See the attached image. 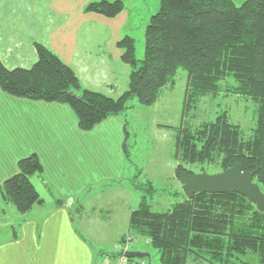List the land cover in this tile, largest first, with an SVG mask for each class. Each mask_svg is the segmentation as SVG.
Wrapping results in <instances>:
<instances>
[{
  "label": "trees",
  "instance_id": "trees-1",
  "mask_svg": "<svg viewBox=\"0 0 264 264\" xmlns=\"http://www.w3.org/2000/svg\"><path fill=\"white\" fill-rule=\"evenodd\" d=\"M123 10L121 0H102L87 4L84 13L114 19ZM115 46L130 68L128 87L115 99L83 89L74 72L39 44L28 69L9 70L0 61V89L15 98L66 104L79 129L88 131L119 117L134 100L154 105L175 85L178 72H185L181 121L174 128L177 178L181 172L200 174L211 167L219 173L239 164L264 193V0H159V11L145 29L144 59H135L128 36ZM221 92L253 104L254 124L247 133L230 122L226 111L198 124H192L194 116L187 119L201 100ZM41 172L35 156L20 160L18 173L0 185L1 200L21 216L42 206L32 182ZM141 190L123 249L143 238L159 264H264V213L246 198L198 193L187 199L181 193L180 201L157 212L152 210L156 191L151 186L150 192Z\"/></svg>",
  "mask_w": 264,
  "mask_h": 264
},
{
  "label": "crops",
  "instance_id": "crops-1",
  "mask_svg": "<svg viewBox=\"0 0 264 264\" xmlns=\"http://www.w3.org/2000/svg\"><path fill=\"white\" fill-rule=\"evenodd\" d=\"M93 1L0 0L1 63L28 69L39 44L74 72L83 89L119 97L128 87L129 68L99 67L80 55L78 31L90 23L83 47L93 37V47L110 48L106 58L121 61L115 46L121 36L109 32L118 20L84 13ZM99 24L106 32L95 29ZM114 69L123 75L116 77ZM126 136L120 117L83 131L68 105L15 98L0 89V185L18 173L20 160L35 156L42 172L32 182L44 201L20 216L0 198V264H130L121 262V245L143 192Z\"/></svg>",
  "mask_w": 264,
  "mask_h": 264
},
{
  "label": "rangeland",
  "instance_id": "rangeland-1",
  "mask_svg": "<svg viewBox=\"0 0 264 264\" xmlns=\"http://www.w3.org/2000/svg\"><path fill=\"white\" fill-rule=\"evenodd\" d=\"M94 1L98 2L102 0ZM108 1L112 2L114 0ZM121 1L124 10L120 15L115 17L118 22L116 21V25L109 28V32L112 31L117 37L120 35L121 38L126 36L132 38L134 40L135 59L137 61H142L145 52V29L151 16L159 11V0ZM91 27L90 23H86L82 25L81 29L78 31V37H80L79 43L82 44V47H80L81 50H79L80 55L89 57L91 60L89 64H98L99 67L110 66L129 68L128 65L119 60L117 61V57L116 59L114 57L113 59L106 58L108 53L110 54L112 52L110 48L93 47V37L89 42L90 46L86 48L83 47V45H85V40L83 39L84 33L90 31ZM94 27L95 29L98 28L97 31L100 33L102 31L106 32L107 29H103L101 24H99V26L95 25ZM102 37L106 38V36ZM107 37L111 38L112 36L108 35ZM98 41L100 40L98 39ZM64 58L67 60L66 57ZM115 72L116 74L113 75H116V77H121L123 75L122 72H117L116 70ZM178 73L177 78H175V85L172 88L167 87L154 105L144 107L134 100L131 103L130 109L119 116L129 134L128 137L126 136V145L129 147L131 166L138 169L135 175H138L137 178L141 183V188L143 190L147 189V193L151 191V186L152 189L156 191L155 193L158 194L152 201V210L157 212L167 210L168 207H165L167 201H171L172 199L178 202L182 198L179 180L175 174L177 162L174 161L172 157L175 136L174 128L178 127L181 121L185 90L184 80L186 73L182 71ZM118 88H123V84L120 83ZM224 94V92H221L214 99L205 98L201 100L196 109L192 110L187 115V119L189 120V116H194L195 120H192V124H198L200 120H211L219 112L226 111L228 112L230 122L239 126L241 130L247 133L254 124L255 111L253 104L242 98ZM184 119H186V116ZM191 169L192 172L199 173V168L191 167ZM205 173L217 174L218 171L214 168L206 167ZM165 192H172V195H163ZM7 210L8 213L11 212L9 206ZM7 217L10 218L11 216ZM138 239V243L130 244L124 249H147L150 252L148 253L150 259H131L132 262L129 263L159 264L157 252L146 246L144 247L143 240L141 238Z\"/></svg>",
  "mask_w": 264,
  "mask_h": 264
},
{
  "label": "water",
  "instance_id": "water-1",
  "mask_svg": "<svg viewBox=\"0 0 264 264\" xmlns=\"http://www.w3.org/2000/svg\"><path fill=\"white\" fill-rule=\"evenodd\" d=\"M179 184L185 198L191 199L195 194H233L246 198L254 204L257 210L264 213V193L253 182V175L242 171L239 164L217 174H179ZM126 259H150L148 253L139 251H125Z\"/></svg>",
  "mask_w": 264,
  "mask_h": 264
},
{
  "label": "built area",
  "instance_id": "built-area-1",
  "mask_svg": "<svg viewBox=\"0 0 264 264\" xmlns=\"http://www.w3.org/2000/svg\"><path fill=\"white\" fill-rule=\"evenodd\" d=\"M125 245H126V247L129 245L128 243H125ZM125 251V250H124ZM121 262L122 263H125L126 262V259L123 257L122 259H121Z\"/></svg>",
  "mask_w": 264,
  "mask_h": 264
},
{
  "label": "clouds",
  "instance_id": "clouds-1",
  "mask_svg": "<svg viewBox=\"0 0 264 264\" xmlns=\"http://www.w3.org/2000/svg\"><path fill=\"white\" fill-rule=\"evenodd\" d=\"M125 258V257H124ZM126 259V258H125Z\"/></svg>",
  "mask_w": 264,
  "mask_h": 264
}]
</instances>
